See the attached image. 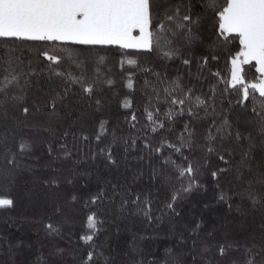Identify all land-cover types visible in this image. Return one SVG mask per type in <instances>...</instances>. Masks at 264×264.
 <instances>
[{
	"label": "trees",
	"instance_id": "obj_1",
	"mask_svg": "<svg viewBox=\"0 0 264 264\" xmlns=\"http://www.w3.org/2000/svg\"><path fill=\"white\" fill-rule=\"evenodd\" d=\"M193 2L196 4V11H202L197 0ZM201 36L204 43L193 47L197 56L207 53L208 46L215 39L208 21L203 22ZM216 54L219 60L210 61L209 67L212 71H219L228 76L227 50L220 49ZM23 56L27 59L29 53L25 51ZM100 57L104 59L97 65L96 61ZM127 58H135L140 67L128 65ZM127 58L122 57L119 49H100L96 52L89 58L87 69L90 79L98 74L91 98L83 96L79 87L74 86L66 101L67 106H59L56 117L49 118L46 115L48 110L45 109L44 112L30 117L28 126L20 124L17 127L11 118L5 121L0 114V138L12 130L15 133V140L12 141L14 145L23 139L32 146L31 152L26 153L23 158V170L15 173L13 180L0 178V196H7L14 201L12 208L0 209V264H80L89 250L80 240V236L87 231L84 224L90 212H95L102 221L93 243L97 251H102L112 260V264H132L133 261L164 264L165 250L168 248H171L184 264H193L192 255L197 257L195 264H244L249 258L245 249L252 248L253 245L258 246L264 238V207L259 203L253 205L247 195L243 198L239 195L249 190V182L251 190L257 196L264 191L259 183L264 177V138L248 123L252 118L255 102L246 101L248 107L242 109L236 105L238 97L235 93L224 97V115L232 124L233 134L239 130L244 137L251 136L255 145L249 151L247 139L242 140L239 146L233 140L225 139L224 148L232 152L231 156L225 153L226 159L229 160V164L225 165L215 154H207L206 148L203 147L206 143L204 137L213 118L204 117L202 111L198 120H191L185 114L176 117L171 124L165 121V129L156 133L151 131L145 108L155 112L156 100L152 87H145V81L162 90L156 76L152 74L159 72L162 77L167 75L168 79L180 75L184 78L183 82L189 84L188 69L180 60L166 61L157 54L138 55L134 52ZM121 59H125L123 69ZM244 67L247 69L248 66ZM149 68L151 72L142 70ZM191 71L194 74L197 71L195 59ZM130 74L133 89L125 86ZM248 75L251 77L252 74ZM204 76L208 77L207 81L203 80ZM108 80L112 81L111 85L106 83ZM212 82L214 78L209 75L207 69L204 70L201 81L191 80V83L196 85L197 93L201 88L207 93L208 84ZM223 87L221 84L220 88ZM57 90L62 89L57 87ZM39 95L36 93V96ZM256 96L258 98V93ZM33 98V92L30 90V103ZM125 99L132 102L130 110L121 106ZM229 99L233 104L230 111ZM96 100L100 101L99 105ZM159 108L163 113L167 111L168 106L161 103ZM217 110H221L219 101ZM133 112L137 116L135 128L130 127ZM15 115L19 117L20 114ZM102 121H106L105 131L97 142L96 135L100 132ZM185 123H190V129L194 132V144L191 151L184 150V155L202 165L196 177L199 187H194L190 193L182 194L176 204L179 216L172 213L164 215L161 210L167 211L164 204L170 199L172 185L175 184V187L179 188L180 184L174 178L167 184L159 178L155 183L151 181L152 167H159L160 161L157 157L149 161L146 150H143L144 138L147 137L154 146H159L162 139L178 143ZM48 126L54 131H45ZM65 129L69 130L66 140L63 139ZM82 135H88L89 139L83 141ZM132 136L138 137L136 149L129 147L125 152L123 139ZM130 142L129 139V144ZM49 143L52 145V155L48 154ZM60 143H65L71 151L70 158L63 157L64 149L59 147ZM220 143L219 140L216 141L218 149ZM109 148L117 161V167L109 165L106 158L100 155L101 149L107 153ZM245 152L248 153L247 159H244ZM168 154L169 150L165 149L164 155ZM141 156H144L143 160L140 159ZM172 158L177 163H183L179 155L173 154ZM3 167L4 160L0 156V168ZM218 168H227L228 171L221 173L214 181L210 173ZM140 172L143 175L136 181L134 190L150 193L151 222L142 212L136 213L131 205L122 210L119 197L104 198L96 205L84 207L85 199L100 187H104L111 197V184L107 183L108 181L131 183L133 175H139ZM174 175L173 173V177ZM53 179L57 181L58 186L51 184ZM69 180L72 181L71 184L68 183ZM220 192H224L229 198L228 203L217 199ZM73 195L77 197L75 202L72 201ZM57 208L59 212L56 211ZM157 216L160 219H156ZM48 223L59 227V233L49 235L45 227ZM197 223L200 224L199 237H190L187 245L179 244V234L183 233L188 237L190 229ZM209 233L211 235H208ZM192 239L198 240L197 250L189 255ZM201 241L212 246L208 253L202 255L199 254ZM220 244L226 248L223 257L219 256L216 247ZM229 244L232 247H228ZM253 252L258 253L259 248H253ZM256 260L259 264V255ZM99 264H103V261L100 260Z\"/></svg>",
	"mask_w": 264,
	"mask_h": 264
},
{
	"label": "snow or ice",
	"instance_id": "obj_2",
	"mask_svg": "<svg viewBox=\"0 0 264 264\" xmlns=\"http://www.w3.org/2000/svg\"><path fill=\"white\" fill-rule=\"evenodd\" d=\"M202 11H196L193 0H0V114L5 121L11 118L17 127L20 124L28 126L29 118L44 112L49 118L56 117L59 106H67L69 93L73 92L74 86H78L83 96L91 98L95 90L94 78H89L88 63L100 49H119L122 57H129L134 52L138 55L157 54L166 61L180 60L181 64L188 69L189 84L183 82V77L177 75L174 79H168L167 75L161 76L159 72L152 73L157 78L161 88L150 85L145 81V87H152L155 95V112L145 108L147 120L152 133L165 129L167 121L173 123L178 116L187 114L191 120L211 116L212 123L204 137L207 154H215L223 164H229L225 153L231 156L232 152L224 148L223 141L231 139L239 146L241 141L247 139L249 151L255 147L251 136L244 137L237 130L232 131V124L224 115V97L237 95L236 105L247 109L246 101H254L252 118L248 121L264 138V0H197ZM204 21L209 22V27L214 41L208 46L207 53L196 55L193 47L203 44L201 29ZM226 49L228 52V76L219 71H212L210 61H218L217 51ZM27 51L29 57L25 59L23 53ZM100 57L97 65L103 61ZM195 59V74L191 71ZM130 66L140 67L135 58H127ZM125 59H121V68ZM247 65V69H245ZM72 69H76L73 72ZM207 69L214 82L208 84V91L197 93L196 85L192 79L201 81L204 70ZM148 72L152 70L142 69ZM78 73V74H77ZM248 73H251L249 77ZM204 76L203 80L207 81ZM43 81V83H42ZM57 82H59L57 84ZM108 85L111 80L106 81ZM224 85L223 89L220 85ZM56 85V86H53ZM133 89V79L130 74L125 85ZM57 87L62 90L58 91ZM33 92L34 98L29 102V92ZM162 92V94H161ZM39 93V96H36ZM258 93V98L256 94ZM219 101L220 111L217 110ZM168 106L167 111L161 113L160 104ZM99 105L100 101L96 100ZM151 105V99L149 100ZM130 110L132 102L125 99L121 105ZM228 110L233 107L231 99L228 100ZM19 113V117L15 115ZM11 114V115H10ZM219 121V122H218ZM130 127L135 128L137 116L131 115ZM106 121L100 124V132L96 135L97 142L105 131ZM215 129V132H213ZM45 131H54L50 126ZM69 136V130L63 132V139ZM81 139L87 141L88 135H82ZM115 139V138H114ZM130 139V144H129ZM138 137L132 136L123 139L125 152L131 147L136 149ZM14 131H8L0 138V156L3 157L4 167L0 168V178L13 180L15 173L23 170L22 163L26 153L31 152L32 146L21 139L14 145ZM220 141L219 149L216 141ZM194 144V132L190 129V123H185L184 132L178 137V143L166 139L160 141L159 146H154L145 137L143 150H146L149 161L157 157L159 167H152L151 181L155 183L159 178L167 184L175 179L180 187L172 185L170 199L164 204L166 212L179 216L176 204L182 194L190 193L194 187H199L196 177L200 173L202 165L199 161L190 159L184 155V150L191 151ZM59 147L64 149L63 157L68 159L72 153L65 143ZM264 147V142H262ZM15 148V150H14ZM165 149L169 150L167 156ZM222 149V151L220 150ZM51 143L48 145V154L52 155ZM173 154L179 155L183 163H177L172 158ZM109 165L117 167V161L113 157L111 149L105 153L100 150ZM248 153H244L247 159ZM95 159V154H93ZM141 160L144 156L140 157ZM171 171H168V170ZM228 171L227 168L211 170V177L215 181L218 176ZM173 173L175 174L173 177ZM143 173L133 175L132 182L111 184V197L104 187H100L95 193L85 199L84 207L96 205L104 198L119 197L121 209L133 206L136 213H143L149 222L152 220V198L150 193H141L134 190L136 181ZM242 175V174H241ZM185 181L187 184L185 185ZM48 183V182H46ZM72 183L71 180L68 181ZM259 183L264 188V177ZM53 186H58L57 181H51ZM218 186V185H217ZM7 190V189H5ZM243 198L247 195L253 205L260 204L264 207V191L259 196L251 190L239 193ZM77 197L72 196L75 202ZM217 199L228 203V197L220 192ZM14 206V201L7 196H0V209H9ZM207 207V205H206ZM229 208L231 204L229 203ZM59 212V209H56ZM156 219H160L159 216ZM102 221L95 212H90L86 217L84 227L87 229L80 240L88 246L89 250L81 259L80 264H112V260L105 256L102 251H97L93 243L95 234L99 231ZM49 235L58 234L60 229L52 223L45 225ZM200 224L197 223L190 229L188 237L183 233L177 237L179 244L187 245L192 236L199 237ZM208 235H211L209 233ZM197 239L191 240L189 255L197 250ZM211 245L200 242L199 254L208 253ZM219 256L226 254L223 244L216 246ZM228 247H232L231 244ZM258 247L259 252H253ZM135 251V249H134ZM249 258L244 264H258L256 256H260L259 264H264V238L259 245L246 248ZM164 264H184L173 253L171 248L165 250ZM197 257L192 255L193 264ZM132 264H143V261H133Z\"/></svg>",
	"mask_w": 264,
	"mask_h": 264
}]
</instances>
